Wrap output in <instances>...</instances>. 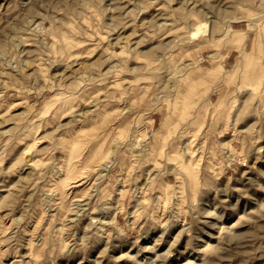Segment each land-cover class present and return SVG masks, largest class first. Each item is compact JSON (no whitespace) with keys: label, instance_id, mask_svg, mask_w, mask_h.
Listing matches in <instances>:
<instances>
[{"label":"rangeland","instance_id":"rangeland-1","mask_svg":"<svg viewBox=\"0 0 264 264\" xmlns=\"http://www.w3.org/2000/svg\"><path fill=\"white\" fill-rule=\"evenodd\" d=\"M0 264H264V0H0Z\"/></svg>","mask_w":264,"mask_h":264},{"label":"crops","instance_id":"crops-1","mask_svg":"<svg viewBox=\"0 0 264 264\" xmlns=\"http://www.w3.org/2000/svg\"><path fill=\"white\" fill-rule=\"evenodd\" d=\"M234 31H241L239 29H234ZM242 32V31H241ZM249 36L246 35L245 39L243 40V44H242V49H240L239 47H237L236 45H232L229 48H226L225 51H223V56H222V66L223 67H229L232 66V62L237 60L238 56L240 55V51H245L247 52L248 47H249ZM239 52V53H237ZM151 120H153L154 122L156 121V117H151Z\"/></svg>","mask_w":264,"mask_h":264},{"label":"bare ground","instance_id":"bare-ground-1","mask_svg":"<svg viewBox=\"0 0 264 264\" xmlns=\"http://www.w3.org/2000/svg\"><path fill=\"white\" fill-rule=\"evenodd\" d=\"M207 29V25H206V23L205 22H203V23H200L197 27H193V28H191V35L192 36H194V35H197L198 34V32L200 31V30H206ZM111 166H112V164L111 165H108L107 167V169H111ZM100 168H101V166H100ZM77 181H79V180H77Z\"/></svg>","mask_w":264,"mask_h":264}]
</instances>
